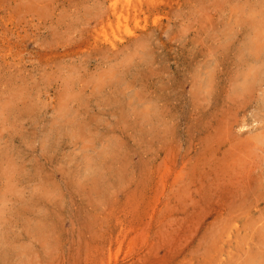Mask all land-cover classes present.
<instances>
[{
    "label": "rangeland",
    "instance_id": "rangeland-1",
    "mask_svg": "<svg viewBox=\"0 0 264 264\" xmlns=\"http://www.w3.org/2000/svg\"><path fill=\"white\" fill-rule=\"evenodd\" d=\"M0 264H264V0H0Z\"/></svg>",
    "mask_w": 264,
    "mask_h": 264
},
{
    "label": "bare ground",
    "instance_id": "bare-ground-1",
    "mask_svg": "<svg viewBox=\"0 0 264 264\" xmlns=\"http://www.w3.org/2000/svg\"><path fill=\"white\" fill-rule=\"evenodd\" d=\"M131 7V6H130Z\"/></svg>",
    "mask_w": 264,
    "mask_h": 264
}]
</instances>
